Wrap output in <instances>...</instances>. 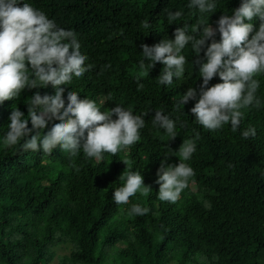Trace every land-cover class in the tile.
Segmentation results:
<instances>
[{
  "label": "trees",
  "instance_id": "1",
  "mask_svg": "<svg viewBox=\"0 0 264 264\" xmlns=\"http://www.w3.org/2000/svg\"><path fill=\"white\" fill-rule=\"evenodd\" d=\"M23 2L43 11L58 27L74 31L81 53L88 57L86 64L94 66L62 85L66 105L72 90L80 99L94 100L102 112L121 105L134 115H149L138 143L115 156L105 153L97 161L85 159L82 150L71 157L59 146L51 155L4 147L12 106L27 116L31 96L37 91L54 94L50 85L26 89L18 100L0 105V264H49L58 245H67L69 251L55 264H264V74L255 77L260 81L261 107L242 109L236 132L230 123L218 131L196 123L190 112L196 101L176 109L188 87L202 83L190 43L182 53L187 59L182 79L159 85L164 65L158 63L140 80L143 90L137 91L135 81L143 59L141 44L174 39L177 26H194L201 18L215 27V21L222 14L231 15L240 0H216V12L203 17L188 7L190 0ZM176 11L183 15L170 25L167 13ZM144 21L151 27L143 28ZM253 23L259 27L258 19ZM220 82L217 76L209 86ZM155 111L176 121L175 140L153 127ZM249 127H255L256 136L245 140L241 132ZM195 132L200 139L187 161L195 176L175 204L159 201L155 181L161 160L169 156L168 164H178L180 145ZM124 159L152 191L148 196L137 193L129 204L118 206L112 192L123 184L118 177L127 167ZM132 204L150 212L129 216ZM244 253L255 257L245 260Z\"/></svg>",
  "mask_w": 264,
  "mask_h": 264
},
{
  "label": "clouds",
  "instance_id": "2",
  "mask_svg": "<svg viewBox=\"0 0 264 264\" xmlns=\"http://www.w3.org/2000/svg\"><path fill=\"white\" fill-rule=\"evenodd\" d=\"M188 7L197 9L203 17L216 12L217 2L190 0ZM182 15L180 11L168 12V23L172 25ZM257 19L259 27L255 28L253 21ZM142 27L148 29L151 25L144 21ZM172 35L174 39H162L152 46L140 45L143 59L138 63L135 77L137 91L143 90L140 80L158 63L164 65L157 77L159 85L170 86L174 78L182 79L187 63L182 53L190 43L195 53L192 63L202 83L198 88L188 87L176 109L180 110L190 100L196 101L190 109L196 123L209 131L221 130L230 123L231 130L236 132L244 117L242 109L261 107L257 96L260 81L255 77L264 74V0H240L231 15L222 14L215 21V27L201 18L194 26H177ZM80 49L76 33L58 27L43 11L23 0H0V105L18 100L26 89L49 85L54 89L52 95H41L39 91L32 95L26 104L27 116L12 106L3 137L5 148L19 146L23 152L42 150L51 155L59 146L71 157L82 150L85 159L101 161L105 153L115 156L141 140L144 117L149 112L134 115L121 105L102 112L94 100L80 99L72 90L67 92L66 105L62 85L94 68L86 64L88 57ZM217 76L222 82L209 86ZM151 122L153 127L163 129L170 140L178 136L176 121L162 111H155ZM255 136V127L241 132L245 140ZM199 139L200 133L195 132L193 139L183 140L177 151L178 164H168L169 156L161 160L155 181L159 185V201L175 204L189 186L195 171L187 161L196 152ZM122 162L127 166L118 177L123 184L112 192L118 206L129 204L137 193L148 196L152 191L151 185H145L142 174L131 170L127 159ZM149 212L148 207L140 204H132L128 209L129 216H144Z\"/></svg>",
  "mask_w": 264,
  "mask_h": 264
},
{
  "label": "rangeland",
  "instance_id": "3",
  "mask_svg": "<svg viewBox=\"0 0 264 264\" xmlns=\"http://www.w3.org/2000/svg\"><path fill=\"white\" fill-rule=\"evenodd\" d=\"M53 249L56 252V257L49 264H55L59 255L66 254L69 251V247L67 245H58V246L54 247ZM262 255H264V252H262ZM254 257H255V255H253L251 253H244V255H243V258L245 260L253 259Z\"/></svg>",
  "mask_w": 264,
  "mask_h": 264
}]
</instances>
